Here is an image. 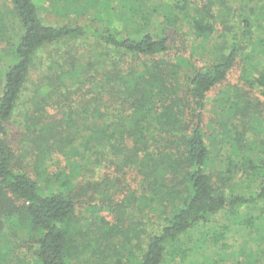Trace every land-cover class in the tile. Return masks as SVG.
<instances>
[{
  "label": "trees",
  "instance_id": "16d2710c",
  "mask_svg": "<svg viewBox=\"0 0 264 264\" xmlns=\"http://www.w3.org/2000/svg\"><path fill=\"white\" fill-rule=\"evenodd\" d=\"M10 2L0 264H164L202 249L222 264L234 234L238 256L264 264V0H104L82 26ZM78 42L95 52L80 61ZM177 42L195 54L171 57ZM236 68L239 85L226 84ZM236 180L257 185L232 193Z\"/></svg>",
  "mask_w": 264,
  "mask_h": 264
},
{
  "label": "rangeland",
  "instance_id": "374dc122",
  "mask_svg": "<svg viewBox=\"0 0 264 264\" xmlns=\"http://www.w3.org/2000/svg\"><path fill=\"white\" fill-rule=\"evenodd\" d=\"M97 1L99 3H103L104 0H34V3L37 7V12L39 19L46 25H52V26H59V25H85L87 23H91V20L96 15L100 13V10L96 12V4ZM0 16L11 18V2L10 0H0ZM99 17V16H98ZM95 24H99V22L96 21ZM176 47L173 48V50L170 53L171 57L175 56H181L186 57L189 56V52H192V54H195L193 51H190L189 46L186 48H182V45L180 42L174 43ZM76 52L80 54L79 58L80 61H83V58L86 53H93L94 46L90 45L88 42H78L76 45ZM65 49V48H64ZM197 64L201 65L205 61H200V56H197L196 58ZM2 69V66H0V70ZM239 73L240 68H236L235 71L230 75L228 80L226 81V84L229 85H239L238 82L239 79ZM221 87L216 88L210 94L207 96V102H206V112H207V119L206 122H209V120L212 117V114L210 112L211 109V103L214 104V97L218 94L219 89ZM255 96H258L262 99L260 96L259 91H255L253 93ZM209 110V111H208ZM52 115L55 111L50 110L49 111ZM55 115V114H54ZM18 131H20V128L17 129L15 127L13 130L9 131L10 134V140L13 142V140H16V136L18 135ZM249 137V141L253 143L252 141L256 139L257 136L253 135V132L250 130L249 134L247 135ZM261 137H263L261 135ZM209 142V139H208ZM227 149V146L226 148ZM75 152V155H77L78 158H81L82 153L77 151L76 149H73ZM65 164V161L61 159V157H57L54 163L55 168H62ZM103 174V171H100V175ZM234 184L231 185L230 191L232 193H241V192H247L249 190L255 189L257 182L251 181L248 183L246 180H236L233 182ZM243 185V186H241ZM250 214L255 216L257 215V212L255 209L250 210ZM240 214L241 217H244L246 215V212L244 210H240L238 215ZM233 216L231 214H227L226 212L220 214L217 216V224H224L227 222H230ZM203 230V229H202ZM201 230V231H202ZM199 236L198 233H193L192 243L196 241V237ZM227 242L231 245V247L228 248L227 253L224 254V256H221L224 261L222 264H232L234 260H240L242 263H246L249 261L248 256H238L239 252L243 251V246L246 243V239H242V237L237 236V234H234V237H231ZM185 244L190 243L187 240L184 241ZM190 245H193V244ZM188 245V246H190ZM209 252V251H206ZM206 252L202 249L199 253L195 251V253H187V256H167L164 264H208L209 260H217L218 256H208ZM203 254V255H202ZM206 254V255H204ZM228 255V256H225ZM247 264V263H246Z\"/></svg>",
  "mask_w": 264,
  "mask_h": 264
}]
</instances>
